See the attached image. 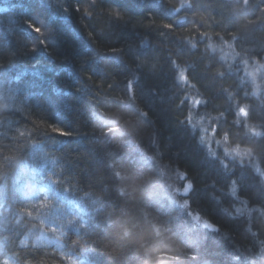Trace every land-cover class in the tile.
<instances>
[{"label":"trees","instance_id":"16d2710c","mask_svg":"<svg viewBox=\"0 0 264 264\" xmlns=\"http://www.w3.org/2000/svg\"><path fill=\"white\" fill-rule=\"evenodd\" d=\"M262 174L264 0H0V262L264 264Z\"/></svg>","mask_w":264,"mask_h":264},{"label":"snow or ice","instance_id":"6c2138e0","mask_svg":"<svg viewBox=\"0 0 264 264\" xmlns=\"http://www.w3.org/2000/svg\"><path fill=\"white\" fill-rule=\"evenodd\" d=\"M245 2H247V0H245ZM30 27H32L33 30L36 31V32H38V33L42 32L40 28H37V27L32 26V25H30ZM165 27H170V26H169V25H165ZM228 46L231 47V45H228ZM209 47H212V45H209ZM180 79H181V81L187 82V77L185 76V74H184L183 72L180 73ZM239 114H240L242 117L247 118L248 115H249L248 109H247L246 107H241V108L239 109ZM52 130H53L54 132H59V130H58V129H55V128H53ZM250 131H251V133H252L253 135H259V132H258L255 128L250 129ZM60 134H64V133H60ZM224 140H225V142H227V141H228V137L225 136V137H224ZM227 151H228V150H226V152H227ZM252 151H253V150H252L251 148H243V149H242L240 145H236V146L232 149V152H233L236 156H241L242 154H249V155H250V154L252 153ZM262 175H264V174H262ZM191 187H192L191 184L187 185V187H186V189H185V193L187 192V189H189V188H191ZM232 192H233L234 195L236 194V188H235V186H233V188H232ZM45 206H46V202H44V203H42V204L40 205V207H45ZM187 206H188V205H187L186 202H185V204L182 205V207H187ZM21 211H24V212H25V215L28 216V217H31V216L33 215V213H32L31 211H27V210H24V209H22ZM196 219H199V217H196ZM204 227H205V228H212L213 226H212L211 224L205 222ZM0 264H9V262H8V261H2V262H0Z\"/></svg>","mask_w":264,"mask_h":264},{"label":"clouds","instance_id":"9594fccd","mask_svg":"<svg viewBox=\"0 0 264 264\" xmlns=\"http://www.w3.org/2000/svg\"><path fill=\"white\" fill-rule=\"evenodd\" d=\"M34 31V30H33ZM36 32V31H34ZM38 35H42L43 33L40 32H36ZM193 47H195V45L193 44ZM31 51H34L35 49H30ZM108 134V133H105ZM119 173H117V176L119 177ZM121 195H123V190H121L120 192ZM168 231L167 229H165L164 231H161L159 228H154L153 229V235L155 237H161L164 235V232ZM125 236L130 235V233L128 231H125L124 233ZM142 247L144 248V254L146 257L149 258L150 261H155V264H166V260L168 259H178V257L173 256L172 252L174 251L173 249L164 246L163 251H157L155 253H151L150 250L154 247H157V245L155 244H150L148 242H145V244L142 245Z\"/></svg>","mask_w":264,"mask_h":264},{"label":"water","instance_id":"95a60500","mask_svg":"<svg viewBox=\"0 0 264 264\" xmlns=\"http://www.w3.org/2000/svg\"><path fill=\"white\" fill-rule=\"evenodd\" d=\"M211 229H213V230H215V231H217V230H218L216 227H212Z\"/></svg>","mask_w":264,"mask_h":264}]
</instances>
